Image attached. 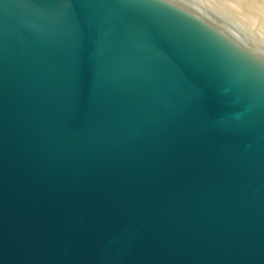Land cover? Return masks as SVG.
I'll list each match as a JSON object with an SVG mask.
<instances>
[{
    "label": "water",
    "instance_id": "95a60500",
    "mask_svg": "<svg viewBox=\"0 0 264 264\" xmlns=\"http://www.w3.org/2000/svg\"><path fill=\"white\" fill-rule=\"evenodd\" d=\"M0 264H264V0H0Z\"/></svg>",
    "mask_w": 264,
    "mask_h": 264
}]
</instances>
